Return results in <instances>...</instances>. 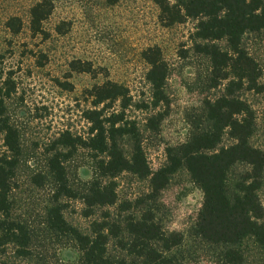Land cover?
<instances>
[{"label":"rangeland","instance_id":"1","mask_svg":"<svg viewBox=\"0 0 264 264\" xmlns=\"http://www.w3.org/2000/svg\"><path fill=\"white\" fill-rule=\"evenodd\" d=\"M34 1L0 0V88L6 90V82L14 88L5 106L20 143L11 181L10 219L23 227L29 238L25 256L13 244L0 245V264H79L81 254L72 238L47 225V209L54 193L47 160L61 133L87 135L90 125L83 118L91 106L87 91L107 79L128 89L133 104L126 111L127 117L136 123L141 147L154 172L166 163L169 151L190 139L197 129L207 127L205 103L220 95L222 87L208 88L209 63L194 51L190 41L196 21L165 27L152 0H118L113 6L105 0H52L54 10L43 24L45 38L32 36L29 30L28 9ZM11 15L22 19L17 34L5 27ZM61 23H68L69 30L57 34L56 26ZM242 44L261 71V91L246 92L243 97L256 116L250 143L264 151V33L247 34ZM219 45L226 48L224 41ZM150 47L160 49L168 67L166 102L155 109L149 106L151 90L145 80L148 66L142 57ZM77 60L89 63L99 76L72 71L70 64ZM158 113L163 115L158 128L148 129V121ZM230 143L224 136L220 146ZM121 145L129 155V140L125 138ZM3 151L0 141V153ZM65 166L74 188H83L96 177L91 153L86 150H78ZM246 170L245 165L233 167L228 195ZM39 175L42 179L36 180ZM114 181L116 204L109 209L96 208L90 217L84 215L80 201L61 199L65 221L88 234L91 222L101 220L106 210L112 221L120 223L125 217L139 219L150 213L166 235L182 234L183 241L173 252L178 264H225L222 249L202 242L193 232L203 193L184 167L170 176L155 198L149 196L148 179L122 173ZM258 196L264 209V170ZM127 239L125 234L109 238L107 256L130 259L121 247ZM241 250L246 255L245 264H264V254L253 240L244 241Z\"/></svg>","mask_w":264,"mask_h":264},{"label":"trees","instance_id":"2","mask_svg":"<svg viewBox=\"0 0 264 264\" xmlns=\"http://www.w3.org/2000/svg\"><path fill=\"white\" fill-rule=\"evenodd\" d=\"M159 10L158 18L165 27L196 21L190 41L196 53L209 63L208 88L222 87L220 95L205 103L207 127L196 130L186 142L166 154V163L151 171L141 147L136 123L129 120L126 111L133 104L126 87L105 80L87 91L90 108L83 118L90 125L85 137L66 131L54 141V153L47 160V175L54 186L52 201L47 209V225L66 234L76 243L81 254L79 264H178L174 255L183 241L181 233L166 235L150 213L139 219L125 217L123 223L111 220L106 210L101 220L92 221L90 232L82 234L63 217L61 199L80 201L84 215L90 217L96 208L113 207L117 202L114 179L129 173L149 180L150 197L155 198L168 184L171 175L184 167L203 193L194 234L202 242L222 249L225 264H245L241 250L244 241L251 239L264 254V209L258 191L262 184L264 151L251 145L256 116L244 99L246 92H260L261 71L257 62L243 47L247 34L264 33V0H152ZM113 6L118 0H105ZM54 10L52 0H36L29 9V30L32 36L46 37L44 22ZM22 19L9 16L5 27L17 34ZM69 30L68 23L56 26L57 34ZM224 41L226 48L219 42ZM148 66L145 80L150 86L149 106L157 108L166 102L164 85L168 67L158 47L143 51ZM71 70L97 78L100 73L87 62L73 61ZM106 76V75H105ZM106 79V77H105ZM0 88V141L5 151L0 153V245L13 244L19 253L27 255V231L10 219L11 181L20 155L19 135L6 114L5 99L14 89L5 83ZM145 108L148 105L144 106ZM163 115L150 119L147 127L158 128ZM224 136L231 143L220 146ZM131 144L125 155L121 141ZM78 150L91 153L96 177L85 187L74 188L67 177L65 163ZM236 165L247 170L234 184L228 195L229 173ZM42 179L41 175L38 179ZM42 182V181H40ZM125 234L127 243L121 247L130 259L113 260L107 256L109 238ZM177 251V250H176Z\"/></svg>","mask_w":264,"mask_h":264}]
</instances>
